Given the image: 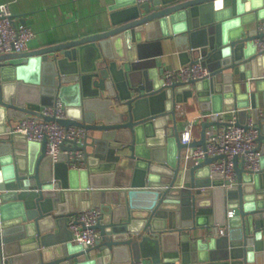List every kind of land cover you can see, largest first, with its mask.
I'll return each mask as SVG.
<instances>
[{
	"label": "water",
	"instance_id": "95a60500",
	"mask_svg": "<svg viewBox=\"0 0 264 264\" xmlns=\"http://www.w3.org/2000/svg\"><path fill=\"white\" fill-rule=\"evenodd\" d=\"M256 1L131 0L114 7L112 26L104 31L0 54V68L7 61L11 69L0 81L4 264H134L142 257L148 264H264V161L258 172L247 173L235 155L237 183L224 188L208 169L221 155L182 168L185 144L176 122V103L188 98L202 114L212 113L200 120V139L190 144L204 145L205 129L220 123L215 112L237 109L240 125L248 106L264 109V71L255 66L262 54L251 42L261 34L245 30L242 18ZM143 32L147 38L176 35L181 64L218 59L219 65L202 79L163 84L152 70L151 88L145 81L134 84L130 70ZM44 98H60L65 118L43 115ZM28 114L85 128L82 144L61 147L82 150L87 168L54 163L46 137L35 142L10 133L11 122ZM256 119L264 157V112ZM103 163L109 167L100 172ZM76 175L84 179L81 185ZM88 202L102 211L95 225L101 239L92 246L73 243L67 227L69 215ZM179 208L184 221L178 222ZM198 229L206 233L193 234Z\"/></svg>",
	"mask_w": 264,
	"mask_h": 264
},
{
	"label": "built area",
	"instance_id": "2783aa9c",
	"mask_svg": "<svg viewBox=\"0 0 264 264\" xmlns=\"http://www.w3.org/2000/svg\"><path fill=\"white\" fill-rule=\"evenodd\" d=\"M143 2L147 0H135ZM253 31L261 34L260 37L252 39V45L256 52L264 54V20L257 22ZM35 30L23 24L12 15L10 6L6 2L0 3V54L8 52H21L29 49V41L34 38ZM210 70L206 68L200 59L190 63L181 64L175 69L165 68L162 73L163 84H172L175 81H189L192 78L202 79L208 77ZM40 111L43 115L55 118H65L64 102L60 98L53 100L51 104H41ZM179 117L185 114L184 105L176 103ZM248 113L244 124L237 125V109L215 112L219 124H211L205 129L204 145L190 144L200 138L194 137V127L202 119H208L212 114L199 113L193 118L186 119L184 126L179 131L180 139L185 147L181 149V166L184 169L186 164L195 166L202 162L206 156L221 155L213 159L208 164L210 176L217 174V180H221V186L230 188L237 183V172L234 168V156L238 155V163L248 173L255 174L261 169L262 154L259 148L258 131L256 129L257 116H262L264 109L260 106L247 107ZM226 116V117H225ZM10 133L23 134L26 140L40 141L46 137V153L50 159L55 161H68V166L73 168H85L82 150L63 149L65 146L71 147L73 140L82 144L86 135L85 128L77 125L64 126L54 121H45L41 117L25 115L11 122ZM55 181V180H53ZM182 186V182L177 187ZM233 210H228L227 215L231 216ZM102 216V211L98 206L82 208L69 215L67 227L72 233L71 241L84 246H92L101 239V232L96 228ZM225 229L219 228L218 233L224 234ZM6 256L0 257V264H4ZM134 264H148L143 259H138Z\"/></svg>",
	"mask_w": 264,
	"mask_h": 264
},
{
	"label": "crops",
	"instance_id": "0c3cea01",
	"mask_svg": "<svg viewBox=\"0 0 264 264\" xmlns=\"http://www.w3.org/2000/svg\"><path fill=\"white\" fill-rule=\"evenodd\" d=\"M130 1L131 0H0V3H8L14 18H23L26 25L35 30L36 34L34 38L29 41L28 49L33 50L34 48L68 41L69 39L77 38L88 33L104 31V29L112 26L113 19L111 13L116 10V5L126 4ZM255 5L257 8L245 10L242 14L245 30H253L257 22L264 20V11L262 12L263 15L261 17L259 16L260 8H264V0H257ZM142 35L141 41L139 43L137 42L135 45L137 59L132 63L133 65L130 70L131 79L134 84H140L142 81H145L146 86L151 88L152 79L150 78V73L152 70L157 78L158 75H162L165 68L175 69L181 65V56L178 48L180 42L177 40L176 35L172 34L166 36L157 35L153 38H147L144 32ZM202 64L209 70L211 67L215 69L219 65V60H202ZM255 66L260 72L264 71V54L259 57V63L257 62ZM10 71L11 69L6 61V64L0 68V81L8 79L11 76ZM234 77L237 78V76ZM53 100L54 98H44L42 104H51ZM181 104L184 105L185 114L183 117H177L176 122L179 131L182 130L186 119L193 118V116L201 113L200 106L194 99L188 98L187 102ZM259 106L263 108L262 104ZM166 122H168L169 125L166 131L171 132L173 124L171 116H169ZM200 129V122H198L194 127V137H200ZM91 133L95 134L94 132ZM149 134L151 138L154 139L151 130H149ZM90 150L91 147L89 148V151ZM166 158L168 157L166 156ZM261 159L264 161V157ZM107 167H109V164L106 165V163H103L99 167L100 172L107 171ZM85 168H87V165ZM69 169L78 171L81 168L69 167ZM162 175H164V173H162ZM81 179L83 178L77 177L76 181L78 185H81ZM116 179L115 176L113 178V185ZM180 182L181 181H178L176 184L178 185ZM109 189L113 191V189L117 188L111 186ZM211 197L212 196H210V198ZM205 198H207V196ZM207 203L210 204L207 205ZM176 204L178 207L180 206L178 202ZM211 205V200H208L206 202V207H211ZM91 206H93L92 202H88L87 207ZM232 210L235 213L234 209ZM179 211L180 217L179 215L177 216L178 222L184 221L180 208ZM194 233L204 234L206 230L198 229L193 232V234ZM95 254L99 253L93 251L92 256ZM142 259L148 262L147 258L142 257Z\"/></svg>",
	"mask_w": 264,
	"mask_h": 264
}]
</instances>
